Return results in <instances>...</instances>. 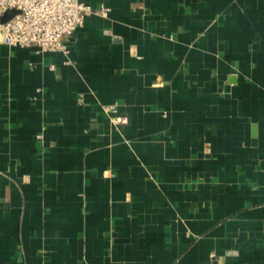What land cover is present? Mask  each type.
<instances>
[{
    "label": "crops",
    "instance_id": "crops-1",
    "mask_svg": "<svg viewBox=\"0 0 264 264\" xmlns=\"http://www.w3.org/2000/svg\"><path fill=\"white\" fill-rule=\"evenodd\" d=\"M83 1L0 28V264H264V0Z\"/></svg>",
    "mask_w": 264,
    "mask_h": 264
},
{
    "label": "built area",
    "instance_id": "built-area-1",
    "mask_svg": "<svg viewBox=\"0 0 264 264\" xmlns=\"http://www.w3.org/2000/svg\"><path fill=\"white\" fill-rule=\"evenodd\" d=\"M16 10L6 21L0 20L2 41L9 46L34 47L37 52L69 51V39L92 13L107 14L108 7L94 8L83 0H0V15ZM111 121L124 123L114 105L106 106Z\"/></svg>",
    "mask_w": 264,
    "mask_h": 264
},
{
    "label": "water",
    "instance_id": "water-1",
    "mask_svg": "<svg viewBox=\"0 0 264 264\" xmlns=\"http://www.w3.org/2000/svg\"><path fill=\"white\" fill-rule=\"evenodd\" d=\"M12 11H14V14H15L16 10H12Z\"/></svg>",
    "mask_w": 264,
    "mask_h": 264
}]
</instances>
